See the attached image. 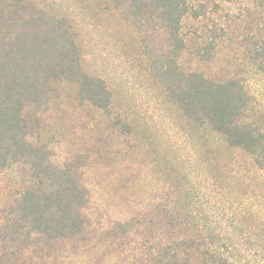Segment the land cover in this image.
<instances>
[{
  "label": "rangeland",
  "instance_id": "374dc122",
  "mask_svg": "<svg viewBox=\"0 0 264 264\" xmlns=\"http://www.w3.org/2000/svg\"><path fill=\"white\" fill-rule=\"evenodd\" d=\"M29 1L69 21L84 72L103 79L112 95L102 111L79 101L73 84L60 85L32 139L45 148L49 163L77 172L88 197L85 231L66 243L67 262L138 264L137 214L147 211L151 233L172 242L179 226L168 223L171 200L180 199L183 210L186 192L216 218L217 203L233 191L232 202L246 213L260 211L264 227V165L255 166L246 152L188 121L150 76L154 62L171 49L158 19L142 22L138 32L123 0ZM189 1L204 14L183 23L180 67L213 81L239 80L248 96L242 121L264 133V61L253 59L264 41V0ZM210 40L211 56H202ZM26 175L22 166L0 174V190L9 184L11 192L19 191ZM119 225L127 226L124 232ZM255 258L254 264H264Z\"/></svg>",
  "mask_w": 264,
  "mask_h": 264
},
{
  "label": "trees",
  "instance_id": "16d2710c",
  "mask_svg": "<svg viewBox=\"0 0 264 264\" xmlns=\"http://www.w3.org/2000/svg\"><path fill=\"white\" fill-rule=\"evenodd\" d=\"M123 1L138 32L142 22L158 19L168 33L170 52L159 57L150 72L168 101L188 121L208 127L262 168L264 133L242 121L248 106L244 85L237 79L213 81L180 67L183 23L187 17L198 19L204 10L194 9L189 0ZM213 47L210 40L202 56L210 57ZM253 56L264 61V41ZM65 83L77 88L79 101L109 109L111 92L103 79L84 72L69 21L29 0H0V174L21 166L27 171L19 191L11 192L9 184L0 190V264H72L64 255L65 245L85 231L88 197L77 172L49 163L45 148L32 141L41 130L44 107ZM231 195L217 203L222 213L216 218L196 207L188 192L183 210L180 199H172L168 223L179 226L172 242L151 233L153 220L147 211L138 213V264H254L257 256L264 260L261 212L252 208L246 213ZM119 228L124 232L127 226Z\"/></svg>",
  "mask_w": 264,
  "mask_h": 264
}]
</instances>
